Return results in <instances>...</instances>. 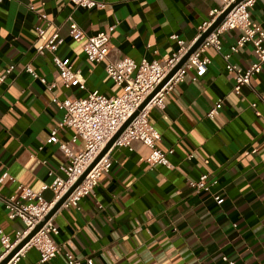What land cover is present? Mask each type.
<instances>
[{"label":"crops","instance_id":"crops-1","mask_svg":"<svg viewBox=\"0 0 264 264\" xmlns=\"http://www.w3.org/2000/svg\"><path fill=\"white\" fill-rule=\"evenodd\" d=\"M97 1L105 8L85 10L68 0L0 2V177L8 173L16 180L0 184L2 195L22 184L51 200L53 193L44 186L62 176L58 167L68 161L59 144L50 141L54 129L59 143L74 154L84 149L80 139L72 142V129L58 128L63 111L51 100L83 97L85 92L63 87L53 54L69 59L87 91L107 97L121 93L108 79L105 63L86 59L84 40L71 39V20L86 36L116 25L110 61H164L178 50L171 35L192 43L209 13L221 5L220 0ZM250 24L264 31V0L255 1ZM37 27L44 29L40 36ZM55 34L62 44L54 53L38 54L37 48ZM239 35V30L224 32L219 53L211 47L203 52L210 61L206 74L194 79L195 69H186L166 96L164 109L149 113V123L160 135L158 148L173 149V169L149 167V150L142 145L134 144L132 151L112 148L110 170L93 193L50 219L63 251L43 264H66L64 252L81 264L86 259L92 264H264V66L249 87L234 92L235 74L226 69L223 56L242 69L256 62L251 45L230 53ZM26 66L38 78L25 72ZM218 101V114L208 118ZM201 173L217 180L208 194H197L188 185ZM0 230L11 239L23 230L19 220L7 219L1 204ZM16 264L42 263L39 253L29 249Z\"/></svg>","mask_w":264,"mask_h":264},{"label":"built area","instance_id":"built-area-1","mask_svg":"<svg viewBox=\"0 0 264 264\" xmlns=\"http://www.w3.org/2000/svg\"><path fill=\"white\" fill-rule=\"evenodd\" d=\"M2 0H0L1 2ZM70 4L85 10L104 9L105 4L97 0H68ZM234 0H220L221 5L209 13V20L204 22L196 39L186 45L176 35H171L170 39L178 44V50L164 61L142 60L136 63L130 58L119 60H108L110 38L116 25L109 26L106 30L95 35L86 36L82 29L74 22L69 23V35L73 41L84 40L82 45L86 59L94 64L105 63L104 70L108 79L121 90L115 97H107L97 91H87L85 81L74 71L69 59L52 55V62L57 69L60 81L64 88L77 87L79 91L85 92L83 97H71L59 101L56 98L51 103L63 111V117L59 127L72 129L74 135L72 142L78 139L83 141L84 149L78 154H74L65 144L59 143L57 130L51 132L50 141L59 144L60 149L66 153L68 161L59 165L58 171L62 176H55L49 188L53 196L47 201L42 198L39 192H35L29 187L17 184L15 191L9 195L0 193V204L6 211L8 220H19L23 224V230L14 239L9 238L0 230V262L2 259L48 214L54 204L64 195V193L79 179L85 170L96 159L107 142L116 134L120 127L139 109L140 105L147 97L160 85L168 74L174 69L181 58L186 54L191 45L204 32L214 20L229 7ZM256 0H242L236 4L224 17L221 23L205 38L202 44L189 56L186 62L173 74L164 86L150 99L148 104L138 111L136 117L117 139L114 147L133 150L134 144L146 147L149 153L145 159L149 167L161 166L168 170L173 169L169 156L173 154V149L162 151L157 144L160 141L159 133L149 123V113L151 109H164L166 96L180 83L185 75L186 69H195V78L203 77L207 72L210 63L203 52L207 47H211L217 53L221 50L220 36L230 30H239L240 35L235 44L230 47V53H237L246 45H251L256 56V62L247 69H242L228 62L229 55L223 56L226 61V69L235 74L234 92L240 94L241 87L250 86V79L260 72L264 66V31L259 26L250 24V10ZM41 19H45L42 15ZM38 35L44 33V29L37 27ZM62 44L58 35H53L46 43L37 48V53L43 55L45 51L54 53L57 47ZM12 67L6 72L9 73ZM25 72L38 78L31 66L25 67ZM2 79H0L1 81ZM44 83V79L40 78ZM222 106L218 101L207 113V117L214 118ZM255 107V104L251 105ZM254 153V151H251ZM110 153V152H109ZM109 153L105 155L95 166L92 172L74 190L69 198L64 202L63 207H77L79 201L92 194L98 185L102 174L108 173L111 167ZM192 155H188L191 159ZM52 173V172H50ZM16 182V180L4 173L0 177V184L4 180ZM217 184L215 178H211L209 173H201L197 179L188 181L189 187L197 194L210 193L212 187ZM215 202H220L218 194L213 195ZM58 229L49 220L30 239L24 248L11 260L9 264H16L24 253L29 249H35L39 253V263H47L62 253V245L57 244L55 237ZM66 264H81L82 261L68 252H64ZM223 261L227 262L224 257ZM86 264H92L91 259H86ZM229 264H233L229 262Z\"/></svg>","mask_w":264,"mask_h":264},{"label":"water","instance_id":"water-1","mask_svg":"<svg viewBox=\"0 0 264 264\" xmlns=\"http://www.w3.org/2000/svg\"><path fill=\"white\" fill-rule=\"evenodd\" d=\"M242 0H234L227 9H225L214 22L197 38V40L191 45L186 54L177 63L174 69L168 74V76L163 80V82L156 87V89L147 97V99L140 105L139 109L120 127L116 134L107 142L105 147L96 157V159L89 165L85 172L79 177V179L64 193V195L54 204L52 209L44 217V219L31 231L29 232L0 262V264H9L11 260L20 252L24 246L30 241V239L42 228V226L48 222L54 214L61 209L64 202L69 198V196L74 192V190L83 182L85 178L92 172L95 166L100 162V160L107 155L113 148V145L117 139L121 136L124 130L129 126L132 120L138 114V111L143 109L150 99L164 86V84L173 76V74L186 62L189 56L202 44L205 38L221 23L224 17L230 12V10Z\"/></svg>","mask_w":264,"mask_h":264}]
</instances>
